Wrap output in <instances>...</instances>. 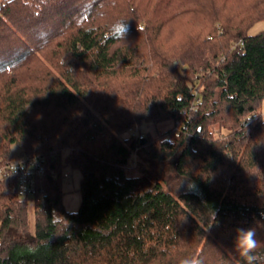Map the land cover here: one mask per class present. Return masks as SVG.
Segmentation results:
<instances>
[{
  "label": "trees",
  "instance_id": "obj_1",
  "mask_svg": "<svg viewBox=\"0 0 264 264\" xmlns=\"http://www.w3.org/2000/svg\"><path fill=\"white\" fill-rule=\"evenodd\" d=\"M259 21L264 0H0V167L58 172L40 201L0 181V264H246L237 228L264 264Z\"/></svg>",
  "mask_w": 264,
  "mask_h": 264
},
{
  "label": "built area",
  "instance_id": "obj_2",
  "mask_svg": "<svg viewBox=\"0 0 264 264\" xmlns=\"http://www.w3.org/2000/svg\"><path fill=\"white\" fill-rule=\"evenodd\" d=\"M54 156L52 163L56 164L59 155ZM9 174L17 176L16 190L20 198H34L37 201H40L46 193L44 187L46 176L49 174L58 176L56 167L53 168L46 158L32 155H22L0 167V181ZM63 177L70 179V174L65 172Z\"/></svg>",
  "mask_w": 264,
  "mask_h": 264
},
{
  "label": "rangeland",
  "instance_id": "obj_3",
  "mask_svg": "<svg viewBox=\"0 0 264 264\" xmlns=\"http://www.w3.org/2000/svg\"><path fill=\"white\" fill-rule=\"evenodd\" d=\"M263 30H264V22L259 21L249 29V35L251 36L257 35ZM257 114H261L264 116V100L260 108L258 109ZM171 127H172V122H163L158 126L144 124L141 128V133L145 134L148 130H151L153 136H157L165 133ZM13 149L16 155L17 154L20 155L23 151L22 147L14 146ZM67 156H68V151L66 150L63 151L62 152L63 160H65ZM63 172L64 173L68 172L70 174V179L64 178L62 181L63 204L68 211L76 212L81 204V192H80L81 174L78 169H73L70 166H65ZM129 173L136 175L138 172L130 171ZM30 219H31L30 225L33 228L34 214L32 213V211L30 213Z\"/></svg>",
  "mask_w": 264,
  "mask_h": 264
},
{
  "label": "clouds",
  "instance_id": "obj_4",
  "mask_svg": "<svg viewBox=\"0 0 264 264\" xmlns=\"http://www.w3.org/2000/svg\"><path fill=\"white\" fill-rule=\"evenodd\" d=\"M234 238L235 248L244 258L246 264H262L260 257L256 255V249L259 247L256 230L254 228H237ZM37 249L30 247V252H35Z\"/></svg>",
  "mask_w": 264,
  "mask_h": 264
}]
</instances>
